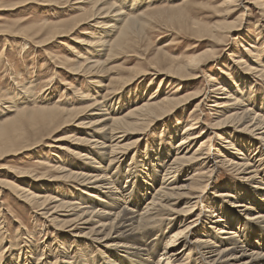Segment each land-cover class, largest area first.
<instances>
[{"label":"bare ground","instance_id":"obj_1","mask_svg":"<svg viewBox=\"0 0 264 264\" xmlns=\"http://www.w3.org/2000/svg\"><path fill=\"white\" fill-rule=\"evenodd\" d=\"M72 1H76L77 11L84 12V4L91 5L90 9L77 16L78 19L53 25L45 39L37 44L48 42L43 46L49 45L53 39L57 40L84 24L90 25L94 31L90 35L84 34L87 36L84 50L89 56H76L82 61L69 65V68L75 74L87 76L81 77L89 81V89L96 91V95L101 93L103 100L111 101L107 104L105 100L101 103L92 100L89 104L85 99L91 97L84 94L86 96L79 98L81 109H65L61 104L52 103L51 107L29 111L25 107L30 103L28 94L21 104L23 107L11 106L4 111L6 113L3 112L1 132L11 128L16 132L30 122L38 127L37 133H41L38 142L29 141L22 145L18 150L20 153L48 145L46 148L58 151V155L51 153V161L40 163L48 169L44 174L30 172L25 175L31 176L34 184L31 181L20 187L0 181L2 194L10 192L56 232H65L68 235L65 241L77 249H64L63 242H58V251H52L57 255L45 258L32 252L25 255L27 261L17 264H34V259L38 260L36 264H82L87 262L86 258L93 257L105 260L104 264H264V171L260 170L264 162V100L257 98L256 93L251 95L246 91L247 85L254 89L259 80L264 85V64L258 61L263 57V49L259 50L257 43H247L243 39L247 47L236 42L243 55L235 57L228 70L219 71L222 77L227 76L231 85L210 80L211 91L194 90L196 93L184 98L177 95L179 91L169 94L158 89L144 99L138 97L142 92L140 89L137 88L138 92L134 89V93L127 90L132 82L147 77H163L161 84L177 83L180 88L184 87L183 82L188 85L198 80L204 75L206 63H216L218 48L237 32L240 35L242 26L235 25L242 23L245 10L249 11L246 4L253 6L250 12L254 9L260 11L261 17L264 16V5L246 2L236 23L224 20L223 23L204 25L193 21L190 24L192 35L209 40L210 50L179 61L167 56L165 47H162L155 55L162 59L149 63L146 72L129 69L128 76L133 79L111 77L104 85L105 80L97 81L95 76L110 72L106 67L117 56L136 50L149 18H145L141 11L137 15H126L131 10L137 11L134 2L120 7L115 0ZM152 2L149 0L150 7ZM241 2L227 1L226 14H236L235 9L243 4ZM37 3L26 0L21 7ZM50 4L60 5L58 0H52ZM184 5L171 9L178 10L174 15L176 18L183 17L185 9L181 6ZM137 53L132 51L131 57L141 60L145 56ZM64 62L71 63L69 60ZM230 67L239 70L240 77H233ZM24 89L23 94L32 91L29 87ZM126 92L129 93L128 99L122 95ZM194 100L197 103L181 133L178 130L182 122L173 118L174 125L162 126L160 131L165 132L166 143L156 145V140H146V149L141 150L143 140L152 128ZM207 101L214 112L209 124L198 112ZM71 125L75 130L69 134L64 133L65 136L51 144L43 143ZM136 135L138 137H134ZM215 140L220 143L214 145ZM9 152L10 149L2 147L0 156ZM60 152L75 157L76 167L67 165L64 159L67 157L59 156ZM223 171L237 176L236 183L224 185L225 189L213 186L215 178ZM186 174L188 177L184 179ZM5 221L4 215H0V264L5 252L1 247L6 240ZM165 226L166 231L161 235L160 228ZM20 228L15 232L16 242L27 236L22 234L20 237ZM33 237L30 240L24 238L22 243L31 245ZM181 242L184 244L180 248ZM76 255L80 258L76 259Z\"/></svg>","mask_w":264,"mask_h":264},{"label":"rangeland","instance_id":"obj_2","mask_svg":"<svg viewBox=\"0 0 264 264\" xmlns=\"http://www.w3.org/2000/svg\"><path fill=\"white\" fill-rule=\"evenodd\" d=\"M24 1L26 0H0V121L2 119L4 120V113L7 112L4 111L8 109V107L15 106L16 108L17 105H19L18 107H23L21 104H23V100H25L28 94L29 96L27 99H29L30 103H28L25 107L29 108V111L37 110L40 107L45 108V106H60V104L62 108L66 107L67 109H81L83 106L82 103L80 105L81 101L79 98L81 96H86L84 94H87V96L90 95L91 99L89 97H86L85 99L88 101L85 102L89 104L92 103V100L93 102H103L105 99L103 100L101 93L96 95V91L91 89V87L89 89V86H91L89 85V81L81 77L87 76L84 74H75V72L70 71L69 68V65H73L80 60L82 61V59H77L76 56L83 54L85 57L86 54L89 56L87 50H84V48H86L84 45L86 43L85 40L87 37L84 34L88 33L90 35L94 31L93 29H90V25L84 24L75 31L65 34L63 37L58 38L57 40L53 39L49 42V45L47 44L46 46H43L48 42L37 44L45 39V36L49 34L53 25L72 21L75 18L78 19V17L90 9L91 5L84 4L83 7L85 11L80 12L75 10L77 8V6L74 4L76 1L72 0H58V3H60L59 6H53L51 4L49 5L52 0H34L38 2L36 5L33 4L28 7H21ZM152 1L151 8L150 4H148L149 0H115L117 5L120 7H122L123 4H126V6L129 4L132 5L133 2L134 6H138L137 11H128L129 13H126V15L130 16L133 15V13L134 15H137L141 12H144V17L149 18L145 31L139 36L141 43H139V46L136 48V50H130L131 53L132 51H135V53L138 51V56H143V54H145V56L140 58L141 60L131 57V53L117 56L115 60L109 62L106 67L107 70L110 69V72L106 71L105 73H100L98 76H95L98 77L96 78L97 81L104 79V85H107L108 79L111 77L115 78L120 76L127 79L129 78L128 75H130L128 70H132L134 68H137L141 71L144 70V72H146V69L149 68V66H147L149 63H152L153 60L157 61L162 59V57L157 58L155 56L157 49L162 47H165L163 49L167 56H170L171 59L178 58L177 60L179 61L184 60L185 58L192 55L201 53L207 50L211 44L209 43V40H206V38H202V40H200L192 35L193 30L191 29L190 24H192L193 21L200 22L204 25H213L220 21L223 23L224 20L229 23H236L237 18L242 12V9L244 10L245 8L246 2H250L253 5L259 3L264 5V0H242L241 3L243 4L235 9L236 14L228 16L225 10L226 2L229 0H188V5L184 2L186 0ZM86 2L91 3L93 0H86ZM43 4H47L48 6ZM180 4H185L184 6H181L183 9H185L183 17H181L182 19L176 18L177 16H174L176 14L175 12L178 10H172L174 12L171 11V9L180 6ZM249 6L250 5L247 6L246 4V7H248L249 11L245 10L244 19L241 21L242 23L238 22L235 25L239 26L241 24L242 30L239 33L240 35H237V32L232 37V39L226 40V44L224 43L225 45H222L218 48V52L216 53L218 59L216 63H213L214 61L211 63H206V65L203 67L204 75H200V78H197L198 80H193V82H189L188 85H185V82H183L182 84L184 85L182 86L184 87L180 88L177 83L173 84L170 82L168 85H166L167 83L161 84L163 77L156 79H154V77H147L144 79L145 81L137 80L132 82L131 86L127 90L130 89V92L132 91L134 93L135 91L138 92L137 88L140 89L142 92L138 94V97L141 96V98L144 97V99L147 98L148 94L156 92L158 89L159 91L163 90L164 93L169 94H174L175 91H179L177 95L184 98L185 95L191 96L197 91H205L206 89L211 91L210 87L212 85L210 84L208 86L210 80L214 82H220L221 80L222 82L225 81L231 85L232 82H230L227 76L224 75L222 77L219 71L221 69L229 68L235 57L238 58L243 55V50L240 49L239 45H236V42H242L241 39L247 41V43H257V48L259 47V50L263 49V57L258 58V61H261L262 64H264V16H262V19L259 13L260 11L255 9L250 12V9H253V6H250V8ZM262 11L264 13V9ZM257 22L259 23L258 25ZM42 24L47 26L40 27ZM90 24L92 25V23ZM67 28L68 27H66V29ZM37 31H41V33L39 35L36 34ZM25 39L28 41L26 42ZM247 43H243V45L247 47ZM210 49L211 48H209V50ZM66 60H69L71 63H65L64 61ZM61 62L64 63L62 64ZM230 69L233 68L230 67ZM233 70L231 72L233 73V77H240L241 72H239L237 69L235 70V68ZM208 77L209 79L207 80ZM130 79L133 78H129L128 80ZM47 80L48 83H46ZM254 85L256 86L254 89L252 88L253 90L251 89L250 85H247L248 88H246V91L251 95L252 92H254L256 93L257 98L260 97L259 99L264 100V85H262V82L259 80L258 82H255ZM25 87H29L32 91L30 90L31 92L23 94L25 92ZM127 92L122 93V95L124 94L125 99H128L129 93ZM30 93H32V96ZM104 93L105 92H103V96ZM251 98L253 101L254 97L252 96ZM110 101L111 100L109 99L105 100L107 104ZM209 102L210 101H207L206 104H204V106H202L198 111L206 124L211 123L214 116V112L212 111L213 109L209 107ZM52 103L54 104L52 105ZM196 103L197 101L194 100L191 101L190 104L182 106L179 112L173 115L170 113L169 116L166 117L158 126L152 128L148 134V136H150H147V139H144L143 137L144 140L141 150L145 151L147 145L146 140L147 142H150V140H156V145H159L160 142L165 144L167 141L165 132L161 133L160 131H162L164 126H166V128L168 126H173V120L175 118H178L183 124L182 125L180 123V129L178 130L179 133H181L183 126L185 125L184 123L188 119L189 114L192 112L193 106ZM171 121L173 124L171 123L168 125V123ZM29 123L30 122L25 123V126L23 125L24 127H21L16 132L12 128L7 130L5 133L0 131L1 149L2 147H7L10 149L9 153L0 156V181H8L14 183L16 186L25 187L27 183L32 181L30 178L31 176L25 175L30 172L34 174H44L47 172V167L41 166L40 163L45 161L48 162L49 160L51 161L53 158L51 153L58 152L56 150L52 151L46 148L48 145H39L38 148L34 149L33 151L20 153L18 150H20L19 148H21L22 145L28 144L29 141H32L30 143L38 142V140L41 138L38 136L41 133H37L38 127ZM72 130H75V126L73 125L64 129L62 132L57 133L52 138L50 136V139L44 141L43 143L51 144L55 139L65 136L64 133L69 134ZM211 132L212 131L209 130L210 134ZM134 137L138 136L136 135ZM14 139L17 141H14ZM218 142L219 141L215 140L214 145L220 143ZM6 143L9 147L6 145ZM38 156L42 158L40 159ZM59 156H66L67 158H64L66 164L72 165L74 168L76 167L77 159H75V157L68 156L65 153H61ZM263 169L264 162L260 165V170L264 171ZM187 177L188 175L186 174L184 179ZM235 178H237V176L223 171L221 175L215 178L213 186L224 187V185L226 186L229 183L234 185V183H236ZM31 184H34L33 181ZM1 188L0 209L2 212L0 215H4L6 220L3 224V232H6V240L1 246L3 247V251L5 250L2 256V264H17L19 261H27L28 257L25 255H29L32 252H37V255L39 256L50 258L57 255L52 251H58L56 249L58 242H63L62 247L64 249H73L70 247V244L67 243L68 241H65V239L68 237L65 232H56L54 228L50 226V224L47 225L44 219L37 216L28 206L22 204V202L15 198L10 192L4 191L5 193L2 194L3 191ZM212 191L216 190L213 189ZM59 193L61 192L59 191ZM56 194H58L57 191ZM205 225L208 226V224ZM19 226H21L19 232L21 234L20 237L22 234H27V236H23L20 239V242H16L17 236L15 232ZM160 230V234L162 235L166 231V226L163 228L161 227ZM33 235V245H28V243L24 245V243H22L25 242L24 238H26V240H30V238L32 239ZM11 244L12 247H10ZM183 244L184 242H181L180 248L183 246ZM57 248L60 249L59 247ZM60 250L62 251V249ZM79 258L80 257L76 255V259ZM7 260L9 261L6 263ZM86 260L87 262L83 261L82 264H104L105 261L103 259L96 260L94 257L86 258ZM37 262L36 259H34V264Z\"/></svg>","mask_w":264,"mask_h":264}]
</instances>
